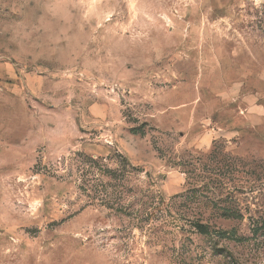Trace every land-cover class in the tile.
<instances>
[{
  "label": "rangeland",
  "instance_id": "1",
  "mask_svg": "<svg viewBox=\"0 0 264 264\" xmlns=\"http://www.w3.org/2000/svg\"><path fill=\"white\" fill-rule=\"evenodd\" d=\"M263 219L264 0H0V264H264Z\"/></svg>",
  "mask_w": 264,
  "mask_h": 264
},
{
  "label": "trees",
  "instance_id": "2",
  "mask_svg": "<svg viewBox=\"0 0 264 264\" xmlns=\"http://www.w3.org/2000/svg\"><path fill=\"white\" fill-rule=\"evenodd\" d=\"M223 211L226 212L225 215L227 213H229V215L226 216V218H228L230 220L240 219V217L236 211H233L231 209H226ZM261 224H262L261 226L264 227V219L261 221ZM193 226L197 230V232H199L200 234H206L208 229H209L208 225H204V224L200 223L199 221H195ZM230 233H234V232H230ZM234 240H235V243H240V242H242L243 239L240 237H237Z\"/></svg>",
  "mask_w": 264,
  "mask_h": 264
}]
</instances>
